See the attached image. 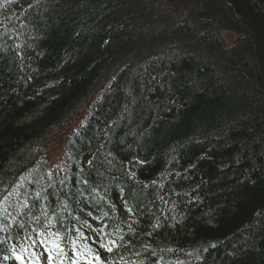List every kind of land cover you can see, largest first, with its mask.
<instances>
[{
	"label": "trees",
	"instance_id": "16d2710c",
	"mask_svg": "<svg viewBox=\"0 0 264 264\" xmlns=\"http://www.w3.org/2000/svg\"><path fill=\"white\" fill-rule=\"evenodd\" d=\"M19 14L0 37V264L42 237L99 264H264V0H25L3 20ZM143 17L167 43L127 29ZM111 76L84 158L50 177L36 147Z\"/></svg>",
	"mask_w": 264,
	"mask_h": 264
},
{
	"label": "rangeland",
	"instance_id": "374dc122",
	"mask_svg": "<svg viewBox=\"0 0 264 264\" xmlns=\"http://www.w3.org/2000/svg\"><path fill=\"white\" fill-rule=\"evenodd\" d=\"M147 32V30H145ZM140 35L143 34V31H139ZM221 36L223 41L226 43V45H232L238 40V36H236L233 33H229L226 31L221 32ZM89 103L86 102L85 105H82V109H79L78 111H75L73 113V121L67 125L61 128L53 137V139L48 140L44 144V150L48 153L49 159L51 161L50 163V169L58 168L60 167L64 161V155L67 147V143L71 139V137L75 134V132L80 127V123L82 120L86 118L87 110L89 111Z\"/></svg>",
	"mask_w": 264,
	"mask_h": 264
},
{
	"label": "snow or ice",
	"instance_id": "6c2138e0",
	"mask_svg": "<svg viewBox=\"0 0 264 264\" xmlns=\"http://www.w3.org/2000/svg\"><path fill=\"white\" fill-rule=\"evenodd\" d=\"M55 248L59 249L60 248V245L59 244H54L53 245ZM109 251H111V249H108ZM18 259H22V257H17ZM98 258V257H97ZM49 259L51 260L52 259V254L51 252H49ZM73 264H77L76 260H73Z\"/></svg>",
	"mask_w": 264,
	"mask_h": 264
}]
</instances>
